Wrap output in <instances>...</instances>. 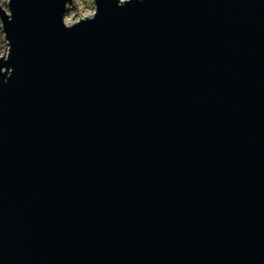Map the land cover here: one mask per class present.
<instances>
[{"label":"water","instance_id":"95a60500","mask_svg":"<svg viewBox=\"0 0 264 264\" xmlns=\"http://www.w3.org/2000/svg\"><path fill=\"white\" fill-rule=\"evenodd\" d=\"M70 2L0 6V264H264V0Z\"/></svg>","mask_w":264,"mask_h":264},{"label":"rangeland","instance_id":"374dc122","mask_svg":"<svg viewBox=\"0 0 264 264\" xmlns=\"http://www.w3.org/2000/svg\"><path fill=\"white\" fill-rule=\"evenodd\" d=\"M1 7L6 10V4ZM90 12H94L93 2L89 3V0H71V2L69 3L68 11L66 9L64 12L63 22L65 24V17L67 16H69L73 20V23L76 20L85 19V17H89ZM4 43L5 41L3 39V32L1 31L0 27V55H5L6 53L7 44Z\"/></svg>","mask_w":264,"mask_h":264},{"label":"clouds","instance_id":"9594fccd","mask_svg":"<svg viewBox=\"0 0 264 264\" xmlns=\"http://www.w3.org/2000/svg\"><path fill=\"white\" fill-rule=\"evenodd\" d=\"M91 2H92V0H89V3H91ZM6 3L11 4V0H0V6H3V5L6 4ZM125 4H126V3H124V4H120V3L118 2V6H123V5H125ZM65 8H66L67 11H68L69 4H65ZM92 16H93V12H90V13H89V17H92ZM7 17H8V19H9V21H11V19H12L11 12H8ZM84 21H88V18L84 19ZM79 24H81V22H80L79 20H76V21L73 23V20H72L69 16L65 17V25H66V26H69V25H79ZM0 27H3V29H4V24H3L2 21H0Z\"/></svg>","mask_w":264,"mask_h":264}]
</instances>
